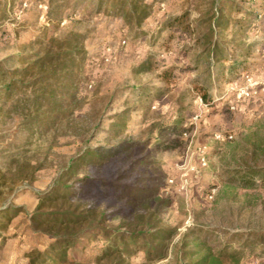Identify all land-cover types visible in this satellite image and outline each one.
I'll return each mask as SVG.
<instances>
[{
    "label": "trees",
    "instance_id": "1",
    "mask_svg": "<svg viewBox=\"0 0 264 264\" xmlns=\"http://www.w3.org/2000/svg\"><path fill=\"white\" fill-rule=\"evenodd\" d=\"M167 1L39 0L47 23L33 28L32 39L21 53L0 62V118L14 121L17 131L32 137L71 130L80 107V88L86 80L85 40L97 25L112 19H119L134 39L146 37L150 45L161 38L171 42L185 37L188 45L184 48L191 61L188 70L197 74L195 90L209 103L212 90H218L221 82H231L250 58L253 45L244 40L250 14H243L235 0H172L158 29L152 34L145 31L148 20L160 10L155 5ZM238 14L243 16L239 18ZM5 16L0 0V21ZM152 59L149 55L135 72H154ZM13 61L16 65L5 69L6 63ZM175 70L166 67L155 75L168 84ZM137 92L134 107L127 106L109 118L106 134L115 144L93 148L89 140L83 141L80 151L57 170L45 190H33L39 168L31 163L12 158L6 171L0 167V200L6 190H11L12 198L31 192L37 199L30 213L7 200L0 203V240L8 239L4 230L17 214L24 213L18 226L24 225L36 244L45 245L42 249L31 247L25 255L27 264H85L78 261L85 252L94 254L95 264H133L138 255L140 264H154L171 257L173 248L177 249L179 264H242L247 252L253 254L258 248L264 252V230L223 234L218 229L193 226L172 245L178 228L166 226L158 215V206L166 204L160 196L161 187L148 178L124 181L132 176L134 168L145 166V158L130 161L119 174H99L113 158L121 159V153L138 146L159 145L157 135L167 128L176 137L190 130L182 96L174 115L149 124L144 140L122 139L133 115H147L149 104L165 94L146 85ZM178 142L172 139V143ZM232 172L231 182L245 189L254 190L258 181L264 183V166H246ZM8 174L12 176L9 188ZM15 182L18 186L12 188ZM79 198L113 199L122 204L118 211L109 212L94 204H76Z\"/></svg>",
    "mask_w": 264,
    "mask_h": 264
},
{
    "label": "rangeland",
    "instance_id": "2",
    "mask_svg": "<svg viewBox=\"0 0 264 264\" xmlns=\"http://www.w3.org/2000/svg\"><path fill=\"white\" fill-rule=\"evenodd\" d=\"M235 1L243 9V14L249 13L251 17L244 36L247 45H253L250 58L233 75L235 80L221 82L218 90H212L209 103L203 101L195 90L197 74L188 70L191 61L184 48L188 45L185 37L171 42L161 38L150 45L146 37L134 39L119 19L101 22L85 40L86 80L80 88V107L71 130L32 137L17 131L14 121L0 118V167L3 172L12 158L27 161L39 168L33 190H45L57 170L80 151L83 141L89 140L88 144L93 148L115 144L116 141L109 140L106 134L109 118L127 106L134 107L137 91L146 85L165 94L158 98L155 96L156 100L149 104L147 115H133L122 139L144 140L149 124L164 122L174 115L182 96V105L188 108L190 130L186 136L176 137L167 128L157 135L159 145L138 146L129 152L119 153L121 159L113 158L99 174H119L130 161L145 158V166L134 168L132 176L124 181L148 178L161 187L160 196L166 204L158 206V215L166 226L178 228L172 245L177 244L193 226L218 229V233L223 234L264 230V183L258 181L259 186L252 190L230 180L233 170L264 166V89H256L262 87L259 83L264 80V0ZM1 2L6 16L0 21V62L21 53L22 47L32 39L33 28L47 23L45 8L39 0ZM171 3L172 0H169L166 4L155 5L160 10L148 20L145 31L152 34L158 29ZM243 14L237 16L240 18ZM149 55L153 57L155 71L136 73L135 69ZM15 65V61L7 62L5 69ZM166 67L177 69L168 84L155 75ZM240 86L248 89L255 87L257 94L240 99L236 91ZM229 136H232L231 140L226 139ZM172 139L179 142L172 143ZM129 154L131 156L127 157ZM92 170L96 172L93 167ZM6 177L9 188L12 176L8 174ZM16 183L12 188L18 186ZM211 190H216L213 200L208 199ZM12 195L11 190H6L2 199L15 206H23L26 213L32 212L37 205V199L31 192H22L13 198ZM75 203L83 206L94 204L112 212L120 209L122 201L79 198ZM24 215L17 214L4 230L8 239L0 240V264H27L25 255L31 247L42 249L45 246L42 242V246L36 244L31 234L24 231V225L18 226ZM176 250L173 248L168 259L154 264H179ZM78 261L95 264L94 254L85 252ZM141 262L140 255L132 261L133 264ZM242 264H264V252L261 248L255 249L253 254L247 252Z\"/></svg>",
    "mask_w": 264,
    "mask_h": 264
},
{
    "label": "built area",
    "instance_id": "3",
    "mask_svg": "<svg viewBox=\"0 0 264 264\" xmlns=\"http://www.w3.org/2000/svg\"><path fill=\"white\" fill-rule=\"evenodd\" d=\"M260 87L259 89L256 88L257 90H260V89H264V80L261 81L260 83ZM236 91H237V95H238V98L240 99H246V98H252L255 96V94H257V91L255 92V87H252L251 89H248V88H242L241 86L236 88ZM232 109H234V107H231ZM186 136V134H185ZM217 138H220L219 135H217ZM227 140H231L232 139V136H229L226 138ZM203 166H205L206 162L205 160L203 159ZM170 183H173L174 181L173 180H169ZM215 192L216 190H211L209 192V195H208V199L209 200H213L214 197H215Z\"/></svg>",
    "mask_w": 264,
    "mask_h": 264
}]
</instances>
